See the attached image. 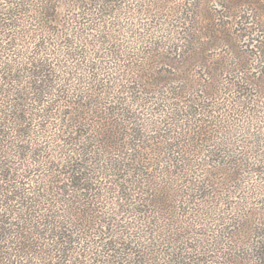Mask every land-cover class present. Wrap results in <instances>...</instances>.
<instances>
[{
    "label": "trees",
    "instance_id": "trees-1",
    "mask_svg": "<svg viewBox=\"0 0 264 264\" xmlns=\"http://www.w3.org/2000/svg\"><path fill=\"white\" fill-rule=\"evenodd\" d=\"M60 3L0 0V264H159L154 259L158 248L171 249L165 264H201L202 248L176 246V229L161 231L155 217L170 212L167 204L177 196L171 198L155 180L128 179L143 150L136 143L143 133L160 128L167 115L183 121L185 115L200 113H183L181 95L154 89L133 98L154 110L153 122L144 128L125 103L113 112L117 125H90L84 119L89 110L102 109L96 98L103 100L110 90L117 93L127 82L128 64L137 58L128 50L109 49L101 61L114 60L117 66L103 71L106 63L93 56L97 38L89 37L110 33L98 29L89 13L103 1H80L79 7L63 12ZM102 12L110 16L113 11ZM176 35L180 33L154 46H170ZM121 56L130 59L123 69L116 61ZM148 96L154 102H147ZM211 128L201 131L200 142L220 140V132L214 135ZM162 195L166 203L159 202ZM146 206L150 212L143 211ZM256 249L263 258L264 245Z\"/></svg>",
    "mask_w": 264,
    "mask_h": 264
},
{
    "label": "rangeland",
    "instance_id": "rangeland-1",
    "mask_svg": "<svg viewBox=\"0 0 264 264\" xmlns=\"http://www.w3.org/2000/svg\"><path fill=\"white\" fill-rule=\"evenodd\" d=\"M71 1L68 8L67 0H61L62 12L85 0ZM100 1L103 5L91 7L89 13L98 29L100 25L101 31L110 33L89 36H100L95 41L97 55L92 53L95 60L100 59L96 62L100 64L109 49L128 50L137 61L128 64L127 82L117 93L110 90L103 100L96 98L102 109L89 110L84 119L98 128L105 122L117 125L113 112L125 103L122 106L136 111V123L144 128L147 121L153 122L154 110L140 107L134 97L154 89L172 97L181 95L183 113H200V117L185 115L177 121L173 113L164 118L166 122L161 120L160 128L143 133L136 141L143 150L133 163L135 174L128 179L140 175L136 179L155 180L171 198L177 196L174 204L172 200L167 204L173 207H167L170 212L155 217L161 220V231L168 229L170 234L176 229V246L202 248L201 264L264 263L256 252V247L264 245V0ZM103 8L113 12L108 16ZM177 32L180 35L167 46L171 50L154 46ZM126 60L130 61L121 56L116 61L123 69ZM101 62L106 63L103 71L117 66L114 60ZM145 99L154 102L153 97ZM208 126L214 135L220 132V140L200 142L199 135ZM137 168L142 172L137 174ZM165 199L159 202L166 203ZM145 210L150 212L147 206ZM170 251L158 248L155 262L165 264Z\"/></svg>",
    "mask_w": 264,
    "mask_h": 264
}]
</instances>
